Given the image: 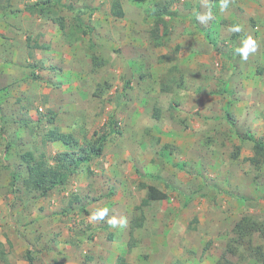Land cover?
I'll return each mask as SVG.
<instances>
[{
  "label": "rangeland",
  "instance_id": "obj_1",
  "mask_svg": "<svg viewBox=\"0 0 264 264\" xmlns=\"http://www.w3.org/2000/svg\"><path fill=\"white\" fill-rule=\"evenodd\" d=\"M37 1L0 7L9 264H264V0H62L63 30ZM112 114L101 157L47 196L27 182L24 154L67 151L50 130L78 150ZM148 186L168 199L142 204Z\"/></svg>",
  "mask_w": 264,
  "mask_h": 264
},
{
  "label": "trees",
  "instance_id": "obj_2",
  "mask_svg": "<svg viewBox=\"0 0 264 264\" xmlns=\"http://www.w3.org/2000/svg\"><path fill=\"white\" fill-rule=\"evenodd\" d=\"M2 2L3 0H0V7ZM61 2L62 0L37 1L30 6H27L26 10L31 13L37 12L43 17H50L52 21L58 24L60 29L63 30L65 28L63 18L58 17L56 13H54V16L51 15L52 8ZM166 14L167 8L160 7L158 9L157 22L160 23ZM226 117L231 125H233V121L229 113L226 114ZM120 134L121 132L118 128L117 122L115 121V114L110 116L109 122L105 125V127L93 133L94 140L91 143H89L85 148H79L78 150L75 149L78 147V141L72 134L63 133L56 129L50 130L47 135L48 141L52 143L60 142L63 146L67 147V151L58 154L54 158L55 163L53 166H47L43 161L36 160L31 152L24 154L23 159L26 162L28 170L27 182L32 184L34 189L39 191L42 196H47L53 188L63 185L67 181L68 177L76 173L77 168L83 163L90 162L95 158L101 157L104 153L105 144L108 138L112 135ZM244 139H248L247 136L244 137ZM254 150L258 160L264 157V145L261 141H254ZM255 158L252 160L256 161ZM147 190V197L142 204L168 199V196L155 186H148ZM255 253L258 260L264 259L262 258L260 250H256ZM0 256L4 258L6 264H9L2 251H0ZM28 262L30 264L32 263L31 258H28ZM114 264L128 263L123 257H119Z\"/></svg>",
  "mask_w": 264,
  "mask_h": 264
},
{
  "label": "crops",
  "instance_id": "obj_3",
  "mask_svg": "<svg viewBox=\"0 0 264 264\" xmlns=\"http://www.w3.org/2000/svg\"><path fill=\"white\" fill-rule=\"evenodd\" d=\"M155 202V201H154ZM21 209H22V207H21ZM33 209H34V211L32 212V214L34 215V216H32L35 220H37V221H39V223H41V221H40V219L42 218V216L40 215V217L38 216V213H39V209L38 208H36V207H33ZM49 209L47 208L46 209V212H48L49 213ZM27 215V214H26ZM5 239H4V236H0V241H4ZM119 258V257H118ZM117 258V259H118ZM114 264V263H113Z\"/></svg>",
  "mask_w": 264,
  "mask_h": 264
},
{
  "label": "clouds",
  "instance_id": "obj_4",
  "mask_svg": "<svg viewBox=\"0 0 264 264\" xmlns=\"http://www.w3.org/2000/svg\"><path fill=\"white\" fill-rule=\"evenodd\" d=\"M241 54L245 55L247 54V51L246 50H241ZM111 223L113 224V226H116L117 224V221L116 220H112Z\"/></svg>",
  "mask_w": 264,
  "mask_h": 264
}]
</instances>
